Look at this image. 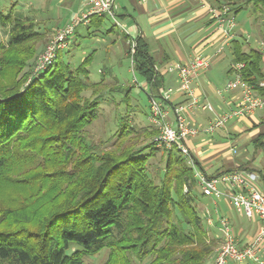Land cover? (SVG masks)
Returning a JSON list of instances; mask_svg holds the SVG:
<instances>
[{
	"label": "trees",
	"instance_id": "16d2710c",
	"mask_svg": "<svg viewBox=\"0 0 264 264\" xmlns=\"http://www.w3.org/2000/svg\"><path fill=\"white\" fill-rule=\"evenodd\" d=\"M207 1L234 18L248 10L253 22L264 20V0ZM103 17L90 23L100 26ZM0 28L8 29L0 43V75L8 78L0 84V264H83L102 250L103 264H206L216 246L200 210L209 198L177 147H157V129L129 118L131 87L90 82L91 56L74 65L69 51L31 75L43 33L13 11L0 10ZM122 37L130 54L134 44V75L157 96L164 78L146 42ZM228 50V73L241 64V81L264 100L260 52L243 37L232 39ZM116 92L123 93L117 101ZM110 104L119 106L115 129L95 143L87 130ZM263 137L252 143L264 152ZM258 176L264 183V174Z\"/></svg>",
	"mask_w": 264,
	"mask_h": 264
},
{
	"label": "rangeland",
	"instance_id": "374dc122",
	"mask_svg": "<svg viewBox=\"0 0 264 264\" xmlns=\"http://www.w3.org/2000/svg\"><path fill=\"white\" fill-rule=\"evenodd\" d=\"M77 7V0H0V10L3 13L6 14L12 11L15 13L21 12L25 18H29L32 20L35 26V30L43 33V39L35 42L34 45L35 54L31 61V75H33L34 73V65L36 61L42 56L43 53H45L50 43L54 42L57 39L61 31H64L67 27L71 26L76 21V18L80 15V13H77L72 17H70V15L77 12ZM117 20L121 24V26H127V22L125 20H119L118 18ZM92 21L90 23L89 19L86 22L87 25L78 24L75 27L72 36L65 41L66 46L63 49L57 51V55L59 52L69 51V56L71 59L70 61L74 65H77L85 57L91 56L90 62L87 67L89 71L90 82H99L101 80H104L105 83H107L109 86L121 85L131 87L129 92V118L133 119L139 126L149 124L148 94L141 87L134 85L132 82L134 77L132 75L133 69L130 56H132L133 53L130 54L129 52V44L124 43L125 40L122 37L120 26L114 25V22L106 16L103 17V22L100 26L94 25V22ZM251 21V32L253 37H259L258 40H261L259 45H256L255 41L253 40L252 48L258 50L262 55V65L264 67V50H261L260 47L261 43H263L261 37L264 29V20L261 22H253V20L250 18L248 10L239 12L235 17V22L240 27H243V25L247 22V29L245 30L249 33ZM109 29H112V31L107 32V30ZM7 32V28H0V43L4 44L6 42ZM243 38L245 40L248 39V37L246 38V36H243ZM224 55L225 57L223 58V60L211 66L212 68L207 75V78L212 83V87L214 88V90H216V92L222 90L228 82L226 81V75L228 74L227 70L229 68L231 57L228 51H225L223 56ZM64 58H66V54H64ZM133 73L135 74L134 70ZM233 77L234 75L232 74L231 79H233ZM135 78L140 84L144 83L143 79L138 75H135ZM28 81L29 80H27V82ZM27 82L25 83V85L27 84ZM6 83H8V78H2V76L0 75V84ZM222 95L225 96L226 93H222ZM122 96V92H116L114 98L117 101ZM220 98L221 96L219 95V97H217L215 100L211 99L210 101V105L218 113H221L219 110H222V112L225 111V109L222 108L219 104ZM135 104L139 109L145 111V114L133 112V106ZM102 108L103 115L101 116L100 120L98 122H95L93 126L87 130L90 139L95 143H98V141L105 140L109 137L110 132L115 129L114 123L120 114L119 106L110 104L104 105ZM210 113L211 112L207 111V113L205 114L209 115L210 118H213L214 116L211 115L212 113ZM261 121L264 120L261 119ZM251 125L254 126L255 124L251 123ZM252 126L249 127L248 125L243 123L235 124V121L228 122L225 125V129L227 128L226 131L232 134V138H235L237 136L236 132L233 131V129L238 128L241 131L240 134L237 133L238 137H236L235 140H233L232 138H221L222 133L225 134V132L221 131V129H216L211 134H205L203 132H199V134L207 135L206 138L210 140L208 149H211L215 153L219 154L220 161H223L224 164L222 169H227L229 163H235L237 164V166H239L238 168L240 169L254 171L257 174L259 171L264 173V152L261 148H256L252 143V139L256 136L254 135L253 137L252 132L254 130L258 133L264 132V127L261 126L258 129H254ZM251 128L254 130H252ZM262 141H264V137ZM152 163L157 165L158 160L155 159L152 161ZM211 202L213 204V200H211ZM206 203L207 201L205 199L204 204ZM216 206H214L213 204V209H211L208 208L209 206L207 207L202 203L200 204V210H203V214L206 218V224L209 226L208 228L210 229V233L213 237L215 236L214 238L216 239V246L211 256H209L206 260V264H211L212 259L217 252V249L221 245L218 222L215 219V216L212 215V213H214L215 211L214 207ZM207 210L211 214L210 218L207 217ZM218 213L219 210L217 207V213L215 214ZM236 239H239V237H236ZM72 247H77V245H72ZM106 257L107 250H102L100 253L93 257L84 258L83 264H103ZM260 257L261 260L264 261L262 259V251Z\"/></svg>",
	"mask_w": 264,
	"mask_h": 264
},
{
	"label": "built area",
	"instance_id": "2783aa9c",
	"mask_svg": "<svg viewBox=\"0 0 264 264\" xmlns=\"http://www.w3.org/2000/svg\"><path fill=\"white\" fill-rule=\"evenodd\" d=\"M138 1L145 3L147 0ZM83 5L85 10L77 16L76 21L64 31H61L57 39L50 43L45 53L36 61L33 75L45 71L56 59L57 51L66 46L65 41L72 36L75 27L78 24H87L86 22L93 16L109 17L114 25L120 26L121 31L128 35L126 28L121 26L116 18L114 0H83ZM209 11L224 39L227 42L232 40L235 36L236 22L229 9L217 10L210 8ZM260 47L261 50H264L263 43ZM223 49L224 47L220 46L212 58L195 55L186 62H176L167 67L168 73L175 74L179 89L185 97L182 104L172 108V121L168 118V111L165 107L173 93L171 87L166 88L156 96V93L148 88L145 83L140 84L136 80L133 70L132 75L134 78L132 82L148 94L149 124L158 131L153 138L155 145L165 149L177 147L186 159L187 164L193 169L198 188L204 196L213 200L214 206H216L218 200L226 199L236 212L247 219L255 218L259 222L258 230L252 238L244 245H239L229 219L219 213L215 214L217 213L215 207L212 214L218 222L221 245L217 249L211 264H264L260 257L264 242V186L259 185L258 174L254 171L235 168L216 177H209L196 167L193 156L186 145V140L197 136L199 132L211 134L216 129L224 128L230 120L246 119L264 106V100L255 96L252 87L241 81L238 72L242 67L241 64L235 66L233 79L228 81L222 90L217 91L218 94H221L228 90L241 89V95L233 108L215 114V110L209 103H199L198 98L191 89V82L201 70L210 66L215 57L223 53ZM133 52L134 44L131 48V54ZM259 85L263 87L264 83L261 82ZM195 108L215 114L212 120L202 129L193 126L184 116L185 112H192ZM206 214L210 218L211 214L208 210Z\"/></svg>",
	"mask_w": 264,
	"mask_h": 264
},
{
	"label": "crops",
	"instance_id": "0c3cea01",
	"mask_svg": "<svg viewBox=\"0 0 264 264\" xmlns=\"http://www.w3.org/2000/svg\"><path fill=\"white\" fill-rule=\"evenodd\" d=\"M77 2V12L71 14L70 17L85 10L83 0H77ZM114 6L117 18L127 22L125 28L128 31V36L132 39L140 37L146 42L149 53L156 60L157 66L163 75L165 89L169 87L173 89L169 102L165 105L168 111V118L171 121L173 119L171 113L172 108L182 104L185 101V97L179 89L175 74L168 73L167 67L176 62H186L195 55L212 58L220 46L224 47L223 53L215 57L207 69L201 70L193 78L191 89L201 104H210L211 99L215 100L220 95L219 104L225 111L234 107L241 95V89L236 88L222 92L226 93L223 96L222 93L218 94L214 90L212 83L207 78L212 68L211 66L223 60L225 51L229 52L228 47L231 41L227 42L224 39L216 21L211 16L209 11L211 6L207 0H147L145 3H140L138 0H114ZM251 24L252 21L250 22L249 33L245 30L247 29V22L243 27H240L236 23L234 38L248 37L246 43L248 47L252 48L253 40L256 45H259L261 40H258L259 37H253ZM124 43L129 44L127 41ZM230 66L231 58L229 68ZM231 78L232 74L228 73L226 75V81H230ZM219 111L222 112V110ZM205 113L207 111L195 108L192 112H185L184 116L193 126L202 129L212 120V117L210 118ZM215 114L220 113L215 111ZM215 114L211 115L214 116ZM261 119L264 120V106L257 110L254 115L248 117V119H232L229 122L235 121V124L243 123L249 127L253 123L255 127H252L258 129L261 126L264 127V124H260L263 122ZM258 124L260 125L257 127ZM226 130L227 128L225 129V126L221 128V131L225 132V134L222 133L221 138H232V134ZM233 131L236 132V137L241 133L238 128L233 129ZM252 134L254 137V135L257 136L260 133L254 130ZM206 137L207 135L198 133L197 136L186 140V145L191 155L202 168L201 172L209 177H216L221 173L229 172L239 167L235 163H229L227 169H222L224 166L223 161H220L219 154L208 149L210 140ZM235 138L232 139L235 140ZM259 185L263 187L264 183L259 181ZM204 205L213 209V204L210 199ZM217 207L219 214L229 219L234 235L239 237L237 239L239 245H244L257 232L259 227L258 220L255 218L247 219L242 214L236 212L226 199L217 201ZM262 259L264 260V242L262 244Z\"/></svg>",
	"mask_w": 264,
	"mask_h": 264
}]
</instances>
